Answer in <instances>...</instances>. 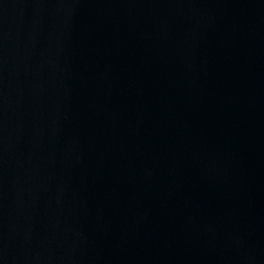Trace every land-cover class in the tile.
I'll return each instance as SVG.
<instances>
[{
    "label": "water",
    "instance_id": "water-1",
    "mask_svg": "<svg viewBox=\"0 0 264 264\" xmlns=\"http://www.w3.org/2000/svg\"><path fill=\"white\" fill-rule=\"evenodd\" d=\"M0 264H264V0H0Z\"/></svg>",
    "mask_w": 264,
    "mask_h": 264
}]
</instances>
